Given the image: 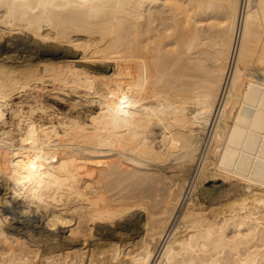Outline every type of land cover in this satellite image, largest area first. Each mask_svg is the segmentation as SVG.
Wrapping results in <instances>:
<instances>
[{"label":"bare ground","instance_id":"obj_1","mask_svg":"<svg viewBox=\"0 0 264 264\" xmlns=\"http://www.w3.org/2000/svg\"><path fill=\"white\" fill-rule=\"evenodd\" d=\"M13 30L100 62L0 57V264H264V0H0ZM48 81L98 110L6 120Z\"/></svg>","mask_w":264,"mask_h":264},{"label":"rangeland","instance_id":"obj_2","mask_svg":"<svg viewBox=\"0 0 264 264\" xmlns=\"http://www.w3.org/2000/svg\"><path fill=\"white\" fill-rule=\"evenodd\" d=\"M14 34L18 35V36H12ZM8 36L11 38L12 41H10V42L6 41V38ZM30 36H33V35H30ZM36 37H37V39L41 38V39L38 40V42L40 43L39 45H37L35 42H33L31 40H28L27 36L24 33L20 32L18 30L10 31V33H6V32H5V34L3 33L2 37L0 38V44L5 45V46L7 45V47L9 46L8 47L9 50L7 52H0L1 53L0 57L2 58L4 56L3 58H5L7 60L10 57V59L12 58V60H15L13 58V56L16 57V55L18 57H20L19 59H21V56L26 58V57H28L29 54H30V57L32 56L31 58H34L35 55H39L40 53H47V55H51L53 57L67 56L69 59H73L72 61H75L74 63L76 65L79 64L78 66L84 67V68L93 67V69H96L98 64H99V62H100V59L99 60L98 59L94 60V58L86 57L85 55H82L83 56L82 57L81 54H83V53L81 51V48L75 46V43H74V45L71 44L72 46L68 45V43H64V44L60 43L63 46H66V44H67V46L65 48H61V49H59L57 47H51V49H48V48L45 47L43 49L41 47V44L43 46L45 43L46 44H48V42L49 43H51V42L52 43L53 42L57 43V41H54L53 38H52L53 40H49L50 39L49 37H47V38L45 37V39H44V37H42V36H35L33 38L36 39ZM67 47H69V50L67 49ZM76 47H77V52H76ZM53 48H55V49H53ZM62 49L63 50L66 49V50L63 51ZM0 51H2V50H0ZM62 52H63V54H62ZM25 55H26V57H25ZM79 57H81V58H79ZM38 85L41 86L42 89L38 90L37 92H34L31 89H29V88H25V89H17L16 92H14L12 94V97L9 100V106L5 107V118H6V120L8 122L11 121V113H10V108L11 107H15L17 104H22L25 108H27L28 104H34V103H36V100L37 101L41 100L44 103L47 102L46 104H48V102H49V104H50L49 106L52 109L55 108V110L58 111V112H68L69 114H73V115L74 114H80L83 117H85L87 115L89 116V115H91L92 113H94V112H96L98 110V104L94 103V102H91V100L88 99L92 95L88 96L89 94L87 95L85 90H83L82 88H79V87H74L73 88L71 86L67 87L66 85L63 86L60 83H55V82H51L50 83V81L44 82L42 84L40 83ZM69 87H71L72 89L69 88ZM74 92H76V93H74ZM80 93H81V95H80ZM84 94H86V96ZM85 97H88V98H85ZM71 101L73 102V104H71L72 103ZM76 101L78 102L79 105L77 104ZM90 102H91V104H90ZM75 106H77V107H75ZM159 131L160 130L157 129V132H159ZM187 174H189V173L187 172ZM231 182L233 183L235 181L234 180L227 181L226 182L227 186L226 185L222 186V183L220 182V179H216L214 181V183L212 184V189H211L212 197H215V198H213V200L215 199L213 201V203L215 201H217V199L218 200H222L227 195L232 193V189H231V185H230ZM198 194H199V189H198V192H197V196H198ZM210 201H211L210 197L205 198V203H209ZM13 222L15 223L14 225H16V223H19V222L22 223V221H19L17 219H13Z\"/></svg>","mask_w":264,"mask_h":264},{"label":"clouds","instance_id":"obj_3","mask_svg":"<svg viewBox=\"0 0 264 264\" xmlns=\"http://www.w3.org/2000/svg\"><path fill=\"white\" fill-rule=\"evenodd\" d=\"M27 143H31L32 140L26 141ZM39 158L36 159H29L27 162L20 161L16 164V168L19 170H22L24 173H27V175H22L20 172L17 173V175H20V179L17 181L18 184H31L38 182L37 177L39 176ZM17 195H22V193H18ZM34 198H38L35 195V192H33Z\"/></svg>","mask_w":264,"mask_h":264}]
</instances>
